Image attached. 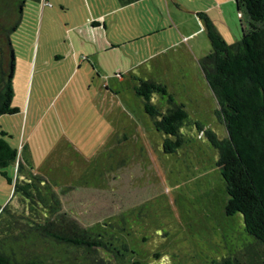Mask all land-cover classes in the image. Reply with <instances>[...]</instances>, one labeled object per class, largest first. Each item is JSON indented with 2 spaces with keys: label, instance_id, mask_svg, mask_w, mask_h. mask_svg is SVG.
<instances>
[{
  "label": "rangeland",
  "instance_id": "1",
  "mask_svg": "<svg viewBox=\"0 0 264 264\" xmlns=\"http://www.w3.org/2000/svg\"><path fill=\"white\" fill-rule=\"evenodd\" d=\"M13 1L0 0V22L9 23L1 11ZM72 2L85 11L80 0ZM148 2L150 8L141 6L136 13L133 8L132 20L118 16L114 28L118 36L127 37L137 27L161 22L163 31L135 36L121 46L126 55L140 54L149 61L138 72L121 70L110 76L99 68L91 70L90 60L70 74L69 61L55 59L53 44L46 42L49 30L58 27L46 17L41 23L35 1L26 0L21 26L9 37L15 54L12 103L23 102L28 110L22 116H0V129L10 130L18 152L25 144L33 171L59 192L63 210L94 231L127 243L124 261L119 254L112 264H132L131 258L141 264H208L229 254H237L243 264H255L260 245L245 230L240 212H224L227 194L216 166L217 151L203 132L225 135L216 115L218 104L198 63L210 49L206 30L198 29L200 18L190 11L191 0L182 5ZM90 4L94 8L92 0ZM221 5L216 4L210 19L227 30L233 27L223 37L231 43L239 38L234 0ZM184 27L192 33L187 39L178 32ZM83 31L101 33L87 25ZM147 44L152 46L147 49ZM136 78L163 83L173 100L183 104L187 118L175 151H163L165 135L144 111L134 91ZM150 100L162 111L168 105L160 93ZM13 167H5L9 175ZM11 193L12 185L0 175L1 206ZM17 203L14 198L12 204Z\"/></svg>",
  "mask_w": 264,
  "mask_h": 264
},
{
  "label": "trees",
  "instance_id": "2",
  "mask_svg": "<svg viewBox=\"0 0 264 264\" xmlns=\"http://www.w3.org/2000/svg\"><path fill=\"white\" fill-rule=\"evenodd\" d=\"M132 1L119 0L121 4ZM25 2L14 0L9 9L3 6L1 11L10 21L0 22V116L19 111L12 103L15 54L9 33L18 28ZM234 4L239 38L231 43L205 14L197 13L210 44L198 63L218 104L216 115L225 127L222 137L209 129L203 132L217 151L216 166L227 194L224 212L241 213L245 230L260 245L255 264H264V0H234ZM135 80L134 91L142 98L144 111L165 135L163 151H175L182 143L179 128L187 118L183 104L173 100L163 83ZM154 93L166 96L164 111L151 102ZM9 137L0 129V175L12 185L10 197L0 205V264H112L119 254L124 261L127 243L94 231L63 210L59 192L19 158L18 146ZM10 164L13 175L5 169ZM130 260L141 264L138 259ZM208 264L243 262L237 254H229Z\"/></svg>",
  "mask_w": 264,
  "mask_h": 264
},
{
  "label": "crops",
  "instance_id": "3",
  "mask_svg": "<svg viewBox=\"0 0 264 264\" xmlns=\"http://www.w3.org/2000/svg\"><path fill=\"white\" fill-rule=\"evenodd\" d=\"M33 1H35L36 3V10L40 11V22L42 23L46 17L47 21H51L53 25L58 27V29L53 27L54 30H49V34L46 35V42H48L49 44H53L51 45V47L53 46V51L50 52L53 54V57L55 59L64 58L69 61L67 69L70 67V74L75 70L77 71L78 69H80L82 65H87V60L91 61V70H93L94 68H99L102 74L105 73L110 76L116 75V73L120 72L121 70H125L127 72L133 70V72H138L137 67L149 61L150 58H148L147 56H142L138 53V55L135 56H128L121 50V46L127 44V42H132V38L135 36H138L137 39L139 37H149V35L157 34L164 29V26L160 24L161 22L155 23L154 20V22L151 21L150 23H147V29H140L139 27H137L138 32L134 31L127 37L118 36L116 34L117 30L114 27L118 24V16L122 15V18H125L126 16L127 18H130V20H132L136 12L142 11L141 6H147L148 8H150V5L148 4V1L150 0H135L126 4H121L119 0H92L94 8L91 6L90 0H80L81 4L84 5L85 11L82 9V7H78V5L73 3L74 1L72 2V0ZM151 1L153 5H157L160 2H164L166 5H168L169 2V0ZM171 1H173L175 4H183V0ZM206 1H208V3L204 5L198 1L191 0V4L189 5L191 7L190 11H195L196 15H198V12H203L210 19L212 18L211 12L215 8L216 4L218 3L220 4V6H222L221 3L225 2L226 0ZM25 3L23 6V12ZM133 8H135V13ZM23 12L18 28L22 23ZM107 21H109L108 24ZM211 22L214 25L215 29L217 28L216 30L219 32V34L224 38H226V36H229L230 30L231 32H234L233 27L227 30L224 26H218L216 21L211 20ZM198 24L200 25L198 29L204 28L201 18L199 19ZM86 25L89 26L92 30L101 29V33H97L93 36L84 34L83 28ZM178 32L181 34L182 38L186 39L189 38V36L192 34L186 27H184L183 29L178 28ZM200 33L201 32H199V34ZM39 38L40 34L38 36V40ZM147 46L146 48L148 49L152 45L147 44ZM135 58L136 61L133 62V59ZM159 80L162 81L161 79ZM112 82L114 85H116V82H114L113 80ZM17 105L19 107L18 112L20 116H22L25 110H28V107L25 108L23 102L18 103ZM1 129H4L6 133L10 134L11 137L9 129L3 126ZM18 137L17 141H19ZM24 149L25 144H22L20 147L21 151L19 152V158L22 161L29 162L30 157H28V155H25Z\"/></svg>",
  "mask_w": 264,
  "mask_h": 264
}]
</instances>
